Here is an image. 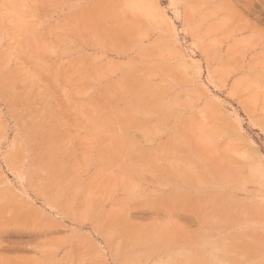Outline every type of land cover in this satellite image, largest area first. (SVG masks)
Listing matches in <instances>:
<instances>
[{
  "label": "rangeland",
  "instance_id": "374dc122",
  "mask_svg": "<svg viewBox=\"0 0 264 264\" xmlns=\"http://www.w3.org/2000/svg\"><path fill=\"white\" fill-rule=\"evenodd\" d=\"M0 264H264V0H0Z\"/></svg>",
  "mask_w": 264,
  "mask_h": 264
},
{
  "label": "bare ground",
  "instance_id": "6f19581e",
  "mask_svg": "<svg viewBox=\"0 0 264 264\" xmlns=\"http://www.w3.org/2000/svg\"><path fill=\"white\" fill-rule=\"evenodd\" d=\"M158 250V249H157Z\"/></svg>",
  "mask_w": 264,
  "mask_h": 264
}]
</instances>
